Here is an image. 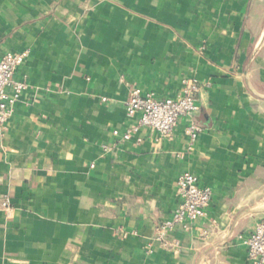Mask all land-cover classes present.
<instances>
[{
	"label": "crops",
	"instance_id": "obj_1",
	"mask_svg": "<svg viewBox=\"0 0 264 264\" xmlns=\"http://www.w3.org/2000/svg\"><path fill=\"white\" fill-rule=\"evenodd\" d=\"M24 50L27 88L0 123V264H251L240 235L264 219V0H0V59ZM191 80L192 149L187 117L171 140L124 138L133 88L176 97ZM186 171L213 198L163 245L155 227Z\"/></svg>",
	"mask_w": 264,
	"mask_h": 264
},
{
	"label": "built area",
	"instance_id": "obj_2",
	"mask_svg": "<svg viewBox=\"0 0 264 264\" xmlns=\"http://www.w3.org/2000/svg\"><path fill=\"white\" fill-rule=\"evenodd\" d=\"M29 56V50L7 52L0 59V123L7 122L15 112V104L22 92L27 88L26 81L15 79L17 69ZM203 85L195 80L187 81L181 94L176 97L159 98L154 93H145L135 87L126 101V114L134 119L131 129L124 133L129 138L134 131L149 128L160 134L162 139H173L175 129L180 118H189L186 134L189 138V149L195 144L201 127L191 119L199 109V96ZM117 134V131H114ZM105 151L108 145H103ZM177 194L180 201L173 215L155 227L153 240L163 245L176 246L171 242L170 234L177 229L189 230L195 222L207 215V209L213 198V191L209 186L201 183L198 176L190 172H183L177 179ZM3 210L10 216L13 208L9 202L3 201ZM199 229V226L195 227ZM202 234L208 235L203 229ZM247 248L248 260L251 264H264V219L257 224L248 235H240ZM150 248V245L148 246Z\"/></svg>",
	"mask_w": 264,
	"mask_h": 264
}]
</instances>
